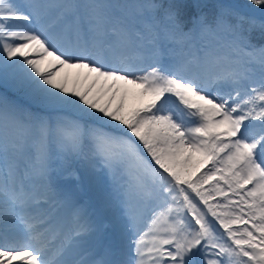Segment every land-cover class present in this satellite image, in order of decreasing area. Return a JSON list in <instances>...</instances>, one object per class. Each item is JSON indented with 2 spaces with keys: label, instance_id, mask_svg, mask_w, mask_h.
Returning a JSON list of instances; mask_svg holds the SVG:
<instances>
[{
  "label": "snow or ice",
  "instance_id": "snow-or-ice-1",
  "mask_svg": "<svg viewBox=\"0 0 264 264\" xmlns=\"http://www.w3.org/2000/svg\"><path fill=\"white\" fill-rule=\"evenodd\" d=\"M249 3L0 0V264H264Z\"/></svg>",
  "mask_w": 264,
  "mask_h": 264
},
{
  "label": "rangeland",
  "instance_id": "rangeland-1",
  "mask_svg": "<svg viewBox=\"0 0 264 264\" xmlns=\"http://www.w3.org/2000/svg\"><path fill=\"white\" fill-rule=\"evenodd\" d=\"M113 2H124V0H113ZM203 2L208 3V4H214V3H217V2H223V3L236 4V5H242V6L247 4L249 8H253V9L257 8V6L251 5L249 3V0H203ZM242 12L244 14H246V15L254 16V18L259 23L261 17L259 15V11L258 10L255 13H248L247 9H244L242 7ZM262 38L263 37H262L261 32H260L258 27L251 32V40H252V42L254 44L258 45V41H260ZM70 72L74 73L73 71H70ZM138 103H139L138 101L134 100L132 97H129V99L127 101L126 108L127 109H131L132 107L137 106ZM200 171L203 172V168H201ZM196 175H199V173H196Z\"/></svg>",
  "mask_w": 264,
  "mask_h": 264
},
{
  "label": "bare ground",
  "instance_id": "bare-ground-1",
  "mask_svg": "<svg viewBox=\"0 0 264 264\" xmlns=\"http://www.w3.org/2000/svg\"><path fill=\"white\" fill-rule=\"evenodd\" d=\"M45 66H46V63H45ZM70 71H73L74 73H72ZM70 71L69 70H65L64 72L61 73V77H63L66 73H68L69 74V86H72V82L77 79V72H76V70H70ZM81 86H84L83 83H82ZM149 223H150V221H149Z\"/></svg>",
  "mask_w": 264,
  "mask_h": 264
},
{
  "label": "trees",
  "instance_id": "trees-1",
  "mask_svg": "<svg viewBox=\"0 0 264 264\" xmlns=\"http://www.w3.org/2000/svg\"><path fill=\"white\" fill-rule=\"evenodd\" d=\"M240 6H242V5H240ZM259 43H263L264 42V37L260 40V41H258ZM150 159V158H149ZM211 183H214L213 181L211 182Z\"/></svg>",
  "mask_w": 264,
  "mask_h": 264
}]
</instances>
